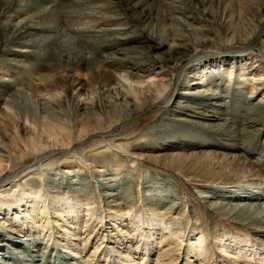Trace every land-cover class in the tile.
I'll return each mask as SVG.
<instances>
[{"label":"rangeland","instance_id":"rangeland-1","mask_svg":"<svg viewBox=\"0 0 264 264\" xmlns=\"http://www.w3.org/2000/svg\"><path fill=\"white\" fill-rule=\"evenodd\" d=\"M263 2L0 0V153L8 155L0 156V243L16 251L13 264H32L30 248L40 256L34 264H264V224L210 207L221 192L264 184V23L254 17ZM197 30L222 54L205 56ZM69 75L85 85L74 100L99 111L58 106ZM111 78L142 111L128 106L126 119L99 105V82ZM215 81L223 103L180 104ZM145 92L159 104L144 107ZM40 95L51 106L35 114ZM225 107L242 117L227 120ZM27 115L37 136L24 129ZM65 119L74 125L62 145L55 121ZM100 119L115 126L110 136H95ZM227 123L239 140L233 152L210 146ZM36 146L47 155L31 154ZM205 152L240 156L260 176L237 181L192 168ZM0 264L8 263L0 256Z\"/></svg>","mask_w":264,"mask_h":264},{"label":"bare ground","instance_id":"bare-ground-1","mask_svg":"<svg viewBox=\"0 0 264 264\" xmlns=\"http://www.w3.org/2000/svg\"><path fill=\"white\" fill-rule=\"evenodd\" d=\"M254 17L257 18L259 21L264 23V2L261 4V10L257 9L254 12ZM195 33H196V35L202 36V37H199L203 41L202 44H200V45L202 48L207 50V51H205V53H206L205 56H210L212 58L213 56H218V55L222 54L219 52L220 50H218V49H211V48L208 49L206 42H209V39L207 36L200 34L201 32L198 30ZM258 35H259V31L256 32L255 35L252 34V35H249L248 37L246 36L247 40L245 39L246 40L245 42H248L250 44L249 48H247L246 50L253 49V47L256 45V39L258 38ZM186 47H191L190 50L195 48V46H190L189 44H187ZM171 53L173 54L175 52H171ZM66 56L68 58V64H67V68H65V69L73 71L74 70L73 59H76V58L73 56V54H71V52H66ZM80 61L81 60L77 59L76 63H78ZM65 83H66L65 87H66L67 102L64 104L63 103L59 104L58 106L66 107L70 110V112L76 111L77 113H79L83 109L89 108L90 106L94 108L95 112L99 111L98 108L96 107L97 102H92L91 104L82 105V104L76 102L74 100V98L71 96V92L75 89V87L77 85L80 86V89H84L85 88L84 84L77 83L75 81L74 77L70 76V75L67 77ZM99 87H100V90L98 93L99 96H97V101L99 102V105L101 102L104 101L106 104V108H108V109H111V110L121 109L122 112L127 113V115L124 116L126 119L129 117L128 116L129 110L132 109L133 107H135L136 113L142 111L140 104H138V102H134L130 99L129 93L124 92V90H123L124 86L122 88V86H120L118 81H116L112 78L108 79V80L106 79L103 83L99 82ZM207 90L208 91H202V92H195L192 90L186 91L185 93H183V95L181 97L183 102H180V104L186 103L185 105L192 106V105H194V102L196 100H207V99H212V98H216V100L218 101V102H216L217 104L223 103V101L220 100V94L223 93V91H225V89L222 88L219 84H216V81L213 82V87L210 86V88H208ZM252 91H254V89ZM224 93L226 94V92H224ZM139 96L141 98L143 106L144 107L147 106L146 108L151 107V106H157L159 104V100L154 98V95L152 92L141 93V94H139ZM217 98H219V99H217ZM247 100H249V99H247ZM165 101L166 102H165L164 108H167L171 104L172 99H170L168 101L165 100ZM36 104H37V106L34 107L35 114L37 112H39L38 110H40L41 108H45L46 106H49V107L51 106V103L46 98L42 97L41 95L39 96V99L36 100ZM224 104H226V103L224 102ZM128 106L130 107V109H128ZM209 108L215 112L217 111V109L215 107L213 108L212 105L209 106ZM235 111L237 113L231 114L230 110L227 107H225V109L222 112H225V116H226L227 120H228V116H234L233 119L242 117V114L240 112L241 109L239 107H237ZM97 116H99V114H97ZM215 116H217V115H215ZM68 119H65L62 121L61 120L55 121L56 126H58L59 131L61 132V135L58 137V139L60 140L62 145L65 144V142L67 140L65 138L66 136L71 137V134H72L71 132L73 130L69 126V124L72 121H69ZM25 120H26V124L24 125V129L27 131V133H29V134L31 133V134H34L35 136H37L39 134V130H38L39 126L35 124L36 123L35 118L34 117L31 118L29 115H27ZM224 120H223V122H224ZM102 121H104V120L100 119V120L96 121V125L98 124L99 128H98V131H96L94 133L95 136H98V137L110 136L111 133L116 129L115 126L106 127L102 124ZM71 124L74 125V122ZM222 128H224V130H227V131L222 132V133H224L223 135H219L220 136L219 141H221V139L223 138L226 141V144L219 143V141H218V142L210 143V146L216 147L220 144V146H222L224 148H228L229 149L228 152L229 151H232V152L236 151L235 149H238V146H239V140H238V136L233 131V127L227 123L226 125L224 124ZM68 130H69V132H68ZM198 141L203 142L201 139H199ZM68 143L71 146H76L79 143V141H77V140L72 141V139L70 138V141H68ZM66 145H67V143H66ZM47 149L48 148H46V150ZM247 149H248L247 152H250L252 155L255 154L256 152H258V150L260 153H263V151H264V148L257 150V148L247 147ZM259 152L257 154H259ZM1 153H0L1 157H8L6 152H3L2 155H1ZM31 154H33L34 156L35 155H40V156H42V155L46 156L47 155V153L43 151V148L39 147V146L33 147ZM170 155H172V154H170ZM230 156H232V155H230ZM260 157H264V156L261 154ZM173 159H176V157H174ZM210 159H213V161H215V163H209L211 161ZM198 160H201L202 162H196L192 166V168H195L197 166L198 167H204L207 169V171L212 172L210 175H212L213 177L218 176L220 178H233L234 180L236 179L237 181H242L243 179H246L248 177L258 178L260 176L259 172L254 171V169L248 165L247 161H243L240 156L235 155L233 157H228V155L226 153L217 154V153H213V152H205V153H203L202 156L198 157ZM213 166H215V168ZM217 167H219L220 169H217ZM216 171H219V172L220 171H228L229 175L224 174L223 172H222L223 174L218 173ZM72 173H73V171H69V170L67 171V174H72ZM69 176H71V175H69ZM72 176H74V175H72ZM71 183H74V181H71ZM61 184H62V182H61ZM243 186H240L241 188H239L237 191L233 190V191L221 192V194H219V196H212V197L220 198L222 200V202H219V201L213 202L210 207L216 209L217 211H220L222 213V215L225 214V217H226V215L230 216V215H233L235 213L238 214V215L236 214L237 216H242L244 214H251V215H248L247 218L251 219L253 222L264 224V184L261 185L260 187H253V184H250V185L246 184ZM57 188L61 189L63 187H62V185H59ZM212 197H207V198L209 199ZM223 200L224 201L229 200L228 201L229 203L224 202ZM236 200L241 201V202H239L238 204H234L232 201L235 202ZM242 201H244V202H242ZM246 201H249L250 203L246 202ZM231 202L233 204H230ZM114 206L118 207V206H121V204H115ZM2 248H4V246H1V243H0V256L4 259V262H7L8 264H10V263L13 264V262H11V261H14V258H15L14 252L16 253V251H14V249H12V250L9 249V251H11V252H9V251L4 252V249H2ZM27 254H28V257L30 258L29 260H31L32 264L40 262V259H39L40 256L38 254V250H36L35 248L28 249Z\"/></svg>","mask_w":264,"mask_h":264}]
</instances>
